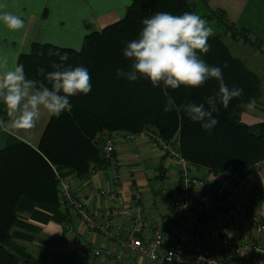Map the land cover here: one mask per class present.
<instances>
[{
  "label": "trees",
  "instance_id": "obj_1",
  "mask_svg": "<svg viewBox=\"0 0 264 264\" xmlns=\"http://www.w3.org/2000/svg\"><path fill=\"white\" fill-rule=\"evenodd\" d=\"M157 12L195 13V4L190 0H131L122 18L85 34L79 49L32 42L27 52L18 54L16 65H23L26 76L44 80L38 68L51 72V62L61 63L58 57L49 56V51L67 53L69 59L64 65L87 68L92 89L87 95L70 98V112L49 117L36 147L17 142L0 149V264L18 262L17 255L7 248L19 213L18 203L26 200L58 206V181L53 167L68 168L77 177L87 176L103 161L98 140L103 132L140 134L151 130L166 141L176 136L181 155L213 175L239 173L264 160V121L248 125L240 119L249 98L260 96V77L230 52L219 35L209 38L210 50L202 58L211 66L221 67L224 82L229 87L242 88L243 95L234 98L227 108L218 106L219 111L213 114L218 124L211 131L202 129L184 112H165L162 87H153L144 78L128 81L117 77V69L129 70L130 61L123 56L126 43L138 36L142 21ZM207 17L223 22L228 30L234 28L225 20L223 11L209 9ZM233 34L249 42L244 31ZM253 44L259 47L257 41ZM218 85L212 78L198 89L181 86L168 92L177 104H200L205 96L218 91ZM157 172L154 179H162L163 169L159 167Z\"/></svg>",
  "mask_w": 264,
  "mask_h": 264
},
{
  "label": "crops",
  "instance_id": "obj_2",
  "mask_svg": "<svg viewBox=\"0 0 264 264\" xmlns=\"http://www.w3.org/2000/svg\"><path fill=\"white\" fill-rule=\"evenodd\" d=\"M190 1L195 4V13L208 21L214 34L221 37L230 52L260 77L261 93L255 99L256 107L249 110L246 104L240 113V119L248 125L264 121V0H207L206 4L201 0ZM130 2L131 0H0V5H6L0 7V13L12 12L24 21V27L18 31L9 30L0 22V71L5 62L9 68L16 65L18 54L27 52L32 42L78 49L85 34L100 30L122 18ZM209 9L223 11L225 20L234 28L228 30L223 22L208 18ZM240 30L244 31L249 42L233 34ZM256 41L259 47L253 44ZM48 119L44 115L36 127L30 130L10 128L4 131L0 128V149L17 142H26L36 147ZM8 120L4 105L0 103V121L7 123ZM109 134L116 138V169L109 165L95 166L83 177H77L72 170L64 167H53V170L57 169L72 178L73 192L84 202L87 210L108 204L94 194L95 190L116 189L121 196H126L132 181L143 193L147 215L153 218L156 214L174 215L168 198L169 190L176 181L174 162L157 150L151 130L139 134L134 140L119 138L117 131L103 132L98 135V140L102 141ZM159 167L163 169L162 179H169L166 191L159 192L163 194L159 195L160 198L157 191L152 189V192L145 195V190L141 188L142 182L148 178L147 173L151 169L155 178ZM251 176L253 187L260 195L258 198L247 196V200L264 219V163L259 164ZM114 177L117 182L113 181ZM147 195L151 197V201L146 200ZM18 207L19 213L11 229V239L7 243V248L18 257L17 264H119L123 261L127 264H143L137 255L122 250L113 240L87 229L76 213L65 205L48 206L21 200ZM120 223L126 224L127 218H114V227ZM77 238L94 249H100L102 254L70 255L60 260L48 257L50 253L74 243Z\"/></svg>",
  "mask_w": 264,
  "mask_h": 264
},
{
  "label": "built area",
  "instance_id": "obj_3",
  "mask_svg": "<svg viewBox=\"0 0 264 264\" xmlns=\"http://www.w3.org/2000/svg\"><path fill=\"white\" fill-rule=\"evenodd\" d=\"M117 132L119 138L127 140L139 135ZM152 137L157 150L174 162L176 181L168 193L174 215H147L143 193L132 181L126 196L116 189L95 190L94 194L108 204L87 210L73 192L72 178L54 169L60 204L71 208L87 229L137 255L143 264H198L200 257V264H264V219L247 200V196L260 195L253 187L251 173L264 160L239 173L213 175L181 155L176 136L169 141L155 134ZM115 139L109 134L100 141L103 161L97 167L117 168ZM122 217L127 223L114 227V218ZM88 253L102 254L77 238L48 257L60 260Z\"/></svg>",
  "mask_w": 264,
  "mask_h": 264
},
{
  "label": "clouds",
  "instance_id": "obj_4",
  "mask_svg": "<svg viewBox=\"0 0 264 264\" xmlns=\"http://www.w3.org/2000/svg\"><path fill=\"white\" fill-rule=\"evenodd\" d=\"M0 22L13 31L24 27L23 19L8 11L0 13ZM213 35L214 29L208 21L194 12L179 15L157 12L144 19L138 36L126 43L123 56L130 61L129 70L117 69V77L128 81L144 78L153 87H162L165 112H184L192 121L199 122L202 129L211 131L218 124L213 116L219 111L218 106L227 108L234 98L243 95L242 88L229 87L224 82L221 67L211 66L202 58L210 50L208 40ZM48 55L58 57L61 63L51 62L54 69L51 72L38 68L44 80L29 79L22 64L9 68L5 62L0 71V103L9 118L7 123L0 121L4 131L33 129L44 115L58 118L65 111H71V97L91 91L87 68L65 66L63 62L69 59L67 53L50 50ZM224 67H228L227 62ZM212 78L219 82L218 91L205 96L204 103L177 104L168 92L181 86L198 89ZM246 107L255 109V98H249ZM202 259L198 258V264Z\"/></svg>",
  "mask_w": 264,
  "mask_h": 264
},
{
  "label": "rangeland",
  "instance_id": "obj_5",
  "mask_svg": "<svg viewBox=\"0 0 264 264\" xmlns=\"http://www.w3.org/2000/svg\"><path fill=\"white\" fill-rule=\"evenodd\" d=\"M80 48V47H79ZM78 48V49H79ZM28 50V49H27ZM150 172L147 173L148 178L144 179V181L142 182V189L145 190L144 194H149L150 191L152 192V190L157 191V196L160 198L161 196L159 195H163V194H159V192H165L166 188H167V183L169 182V179L166 177L164 179H154L152 174H153V170H149ZM152 189V190H151ZM146 192V193H145ZM168 197V196H167ZM169 198V197H168ZM146 200L151 201V197L149 195L146 196ZM158 200V198H157Z\"/></svg>",
  "mask_w": 264,
  "mask_h": 264
}]
</instances>
